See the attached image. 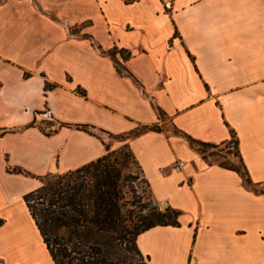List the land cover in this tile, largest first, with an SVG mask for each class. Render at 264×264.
Wrapping results in <instances>:
<instances>
[{
	"label": "crops",
	"instance_id": "0c3cea01",
	"mask_svg": "<svg viewBox=\"0 0 264 264\" xmlns=\"http://www.w3.org/2000/svg\"><path fill=\"white\" fill-rule=\"evenodd\" d=\"M105 136L180 212L148 264H264V0H0V264H55L24 196ZM190 139H235L253 187Z\"/></svg>",
	"mask_w": 264,
	"mask_h": 264
},
{
	"label": "trees",
	"instance_id": "16d2710c",
	"mask_svg": "<svg viewBox=\"0 0 264 264\" xmlns=\"http://www.w3.org/2000/svg\"><path fill=\"white\" fill-rule=\"evenodd\" d=\"M115 52L113 50L110 54L115 56ZM121 54L123 58L129 56L126 50H121ZM150 128L160 129L158 125ZM190 142L194 147H218L193 139ZM198 149L205 153L204 149ZM214 155L210 153L205 158ZM114 158V151L109 150L77 169L47 174L41 178L40 187L24 196L55 264H119L108 248L112 246L111 235L122 215L120 173ZM219 163L241 173L247 185L253 187L242 163ZM12 171L25 172L22 169ZM179 213L170 206L163 210L153 207L151 215L141 220L135 232L136 247L137 236L142 231L157 225H179ZM3 222L0 219V226Z\"/></svg>",
	"mask_w": 264,
	"mask_h": 264
},
{
	"label": "rangeland",
	"instance_id": "374dc122",
	"mask_svg": "<svg viewBox=\"0 0 264 264\" xmlns=\"http://www.w3.org/2000/svg\"><path fill=\"white\" fill-rule=\"evenodd\" d=\"M105 137L110 139L109 136ZM125 141L118 137L109 141L113 145L111 148L115 156L113 160L120 173L122 215L121 221L111 235L112 246L108 248L119 264H148L147 258L140 255L136 247L135 232L141 225V220L151 215L153 207L158 206L163 210L166 206H161L154 200L147 180L143 177L141 168ZM198 148L204 149L208 155L215 153L209 157L213 162L231 163L233 159L235 161L239 159L236 156V147L230 144L216 148L198 145Z\"/></svg>",
	"mask_w": 264,
	"mask_h": 264
},
{
	"label": "built area",
	"instance_id": "2783aa9c",
	"mask_svg": "<svg viewBox=\"0 0 264 264\" xmlns=\"http://www.w3.org/2000/svg\"><path fill=\"white\" fill-rule=\"evenodd\" d=\"M228 144L236 147V144L237 143H236V140L235 139H232ZM180 166H181V163H177L176 166H175V169L176 170H179L180 169Z\"/></svg>",
	"mask_w": 264,
	"mask_h": 264
},
{
	"label": "water",
	"instance_id": "95a60500",
	"mask_svg": "<svg viewBox=\"0 0 264 264\" xmlns=\"http://www.w3.org/2000/svg\"><path fill=\"white\" fill-rule=\"evenodd\" d=\"M161 206H165V204H164V203H162V204H161Z\"/></svg>",
	"mask_w": 264,
	"mask_h": 264
}]
</instances>
